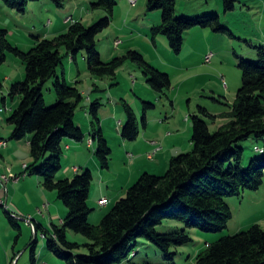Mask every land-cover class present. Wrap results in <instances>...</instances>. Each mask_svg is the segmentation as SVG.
<instances>
[{
	"label": "trees",
	"instance_id": "1",
	"mask_svg": "<svg viewBox=\"0 0 264 264\" xmlns=\"http://www.w3.org/2000/svg\"><path fill=\"white\" fill-rule=\"evenodd\" d=\"M0 1L24 14L30 3L42 0ZM238 1L223 0L225 12L235 10ZM116 6V0H98L94 7L106 10L108 15L105 18L91 27L76 22L65 33L52 39L36 37L34 47L28 52L15 47L8 40L9 31L0 27V66L7 62L9 54H14L25 63L27 72L25 81L13 84L9 91L13 102L19 100L7 120L13 126L10 140L29 142L33 164L28 165L26 172L38 176L47 190L56 191L59 200L69 210L63 222L54 225L53 240L48 241V249L67 264H133L130 259L137 255L135 250L140 238L154 244L167 260L173 261L176 253L172 249L187 245L192 239L186 231L161 234L156 230L158 225L164 220H176L189 229L222 233L233 218L226 199L239 197L246 190L258 191L264 182V157L245 167L244 150L239 146L250 139L264 140L263 52L257 61L242 60L239 64L243 84L232 109L224 115L230 122L211 133L203 117L212 115L207 109L200 108L199 115L190 116L191 152L173 157L163 176L142 174L98 226L91 224L90 216L94 211L89 206L94 180L92 171L78 173L74 179H60L58 176L63 169L64 142L82 143L86 138V133L75 123L77 109L84 100L83 93L59 78V68L65 56L76 61L78 54L85 51L89 70L100 78L115 76L130 59L143 68L153 90L162 93L171 88L170 75L148 64L136 51H129L111 62L102 60L97 49V36L111 25ZM147 9L149 12L162 11V23L152 28V35L166 36L177 54L182 51L185 34L193 28L227 32L215 14L178 18L176 0H148ZM62 49L66 51L65 56ZM54 78L57 79L58 102L47 107L43 92L45 85ZM3 89L0 82V96ZM154 108V104L145 103L144 128L148 122L147 111ZM100 109L101 104L97 102L91 107L94 119L91 137L98 142L101 167L109 169L112 149L101 128ZM125 110L127 122L122 136L126 141H135L140 134L139 121L128 104ZM257 151L264 154V149ZM37 165L40 166L36 168ZM9 222L20 230L10 215ZM69 231L83 235L89 243L82 245L69 241ZM82 247L88 253L76 254L75 251ZM31 262L37 264L35 250ZM193 264H264V228L255 224L248 231L209 244Z\"/></svg>",
	"mask_w": 264,
	"mask_h": 264
},
{
	"label": "rangeland",
	"instance_id": "2",
	"mask_svg": "<svg viewBox=\"0 0 264 264\" xmlns=\"http://www.w3.org/2000/svg\"><path fill=\"white\" fill-rule=\"evenodd\" d=\"M147 1L136 0L132 5L131 0H116L117 6L114 9L111 25L97 36V49L104 62L124 57L129 51L140 53L148 64L170 75V89L162 93L153 90L148 84L143 68L130 59L117 70L115 76L100 78L89 70L85 51L80 52L77 60L73 61L72 58L65 56L66 51L62 49L65 58L63 65L59 68V78L62 82L77 87L83 93L84 100L77 109L75 123L86 133V138L82 142L84 148L81 158H78L76 153L64 149L63 169L58 176L62 177L60 179H74L78 174L75 173V166L79 168V174L86 170L92 171L94 180L89 206L94 210L90 216V222L95 226L101 223L116 204L111 200L110 202L107 200L108 206L99 204V192L103 185L107 192L110 187L111 191H116L114 188L119 187L124 181L127 169L131 173H138L136 182L145 172L146 166H149L148 162L154 163L151 167L156 176L165 175L169 169V165L165 170L158 166L164 159L155 156L162 149L158 145L151 148L148 154L145 153L140 163L132 155L126 158L134 150L132 147L140 145L143 140L145 103L155 105L154 109L147 111L148 124L154 127L161 123L157 125V129L150 128L148 131L147 138L153 141H157L158 132L165 136L164 131L165 133L172 131L170 127L184 123L187 116L192 126L190 116L199 115L200 108L207 109L212 115L203 118L211 133H215L220 127L230 122V119L224 118V115L232 109L238 90L243 84L240 62L242 60L255 62L264 52V0H239L235 10L228 13L225 12L223 0H176L178 18H197L215 14L220 17L222 27L227 30V32L217 33L210 28H193L185 34L183 48L179 54L172 50L166 36L153 37L152 28L162 23V11L149 12ZM97 2L98 0H42L30 3L26 12L22 14L6 7L0 1V27L9 31L8 40L15 47L28 52L34 47L36 37L52 39L65 33L76 22H81L85 27H91L105 18L108 13L102 8H95L94 4ZM211 53L214 54V58L208 64L205 58ZM26 76L25 63L14 54H9L7 62L0 66V82L4 87L0 96V110L3 111L0 113L1 134H7L9 127L7 120L19 103V100L13 102L9 98L10 88L13 84L24 82ZM56 81L57 79L54 78L45 85L43 93L47 107L54 106L58 102ZM4 98H6L5 102ZM96 102L101 104L99 112L101 123L103 122L101 128L104 129V136L112 149L109 169L101 167L97 155L98 142H94L91 137L94 122L91 107ZM126 104L133 109L139 121L140 134L135 141H126L122 136L123 127L127 122ZM163 123L166 125H162ZM170 139L168 138V141ZM5 140L9 145L15 142L10 140V137H5ZM239 146L244 150L245 167H248L252 161L264 157V154L257 151V149H264V140L250 139L239 143ZM191 150L192 148L180 154L191 152ZM3 152L4 150H0V162L3 161ZM148 158L154 161H149ZM141 162H143L142 168L139 166ZM27 163L33 164L30 154ZM135 163L136 168L133 166ZM39 166L37 165L36 168ZM29 175V177L39 178L36 175ZM119 175L121 178H117ZM7 176L10 180L16 178V175L11 172ZM114 177L119 182L116 187L110 183ZM44 189L47 197L44 195L43 200H50L56 206L60 205L65 219L69 210L59 200L58 193L49 191L45 187ZM126 193L127 191L121 195L120 199L124 198ZM20 198L25 203L35 204L42 195L23 192ZM226 201L233 218L224 232L209 233L195 228H186L182 222L176 220H164L156 227L157 232L167 234L186 231L192 242L181 247H174L172 252L176 253V256L173 261H170L154 244L140 238L135 250L137 255L131 258L130 262L132 261L133 264H193L197 256L206 250L209 244L223 237L248 231L255 224L264 228V182L258 191L246 190L241 196L229 197ZM1 206L8 208L7 203ZM41 210L42 213L37 210V214L32 217L34 221L16 214L10 215L15 220L21 219L28 223L26 226L25 222H20V225L24 227V234L20 237L18 245H16V238L19 230L13 227L5 216L7 222L4 223L8 225L10 235L3 231V242L11 250L14 246H18L16 252L19 256L16 263L32 264V252L35 250L37 264H67L48 249V241L53 240L54 225L61 224V217L51 220L47 210H44V207ZM56 213L58 214V211ZM36 227H39L38 231ZM68 239L82 245L89 243L86 237L72 231L68 232ZM75 253L85 255L88 250L82 247Z\"/></svg>",
	"mask_w": 264,
	"mask_h": 264
},
{
	"label": "crops",
	"instance_id": "3",
	"mask_svg": "<svg viewBox=\"0 0 264 264\" xmlns=\"http://www.w3.org/2000/svg\"><path fill=\"white\" fill-rule=\"evenodd\" d=\"M187 118L188 116L186 117V120L184 123L175 125L174 127L169 126L170 128H172L173 132L168 131L167 133H165L164 131L165 136L161 135L158 132L156 134L157 141H153L147 138L149 134L148 131L150 130V128L157 129V125L159 126L161 125V123L160 124L158 123L157 125L152 127L147 122V126L145 128V133L143 135L142 142L140 143V145L136 147H132L134 148V150L131 152V154H128L126 158H129L130 155H132V157H134L140 163L141 157H145L144 155L145 153L148 154V152L151 151V148H155L158 145L159 147H162V149L157 154H155V156L160 157L161 159L164 158L163 161L158 164V166L160 167V169L165 170L168 167L170 160L173 156H177L183 151H188V149L192 148V141H191L192 126L189 124L190 120H187ZM102 125H103V122L101 123V127ZM162 125H166V123H163ZM102 130L104 133L103 128ZM12 132H13V126L9 124L7 134L4 135L0 133V141L5 140V137H11ZM160 132H163V131H160ZM151 138L154 139L153 136H151ZM160 138H163V140H160ZM168 138H171V139L168 141ZM161 141H163V143H161ZM65 143H66V146L64 147V149L66 151L76 153L78 155V158H81V155L83 154V148H84L83 143H78L73 140H67ZM93 146H94V143H93ZM1 150H4V152L2 155L3 161L0 162V198L5 200L4 202L5 204L7 203L8 208L6 209L0 205V242H1L0 264H14L16 263L17 258L19 256L16 252L18 246H14L13 250H11L10 248L6 247V244H4L3 242V237H4L3 231L8 234L9 233L8 231L10 230L8 225L4 223L6 221V217L9 220V215L16 214L26 219L27 218L33 219L32 217L37 214V210L38 212H41L42 211L41 208L43 209L44 207V210H47V213L51 217V220H56V218L61 217V223H62L64 220V211L60 205L56 206L50 200H46V201L43 200L44 195L45 197H47V193L44 191L45 189H44V186L42 185L41 180L39 178L36 179L34 177H29L30 176L29 172H26V170L24 169L25 164L27 166L30 164V163H27V160L29 159V154H30V144L28 141H21V142L15 141L14 143H12V145L7 144V147ZM148 160L154 161V159L151 160L149 158ZM142 163L143 162H141V165H139L141 166V168L143 167ZM153 164L154 163L148 162L149 166H146V168L144 169L145 171L144 173L146 172L150 173L152 171L151 174H153L154 169L153 167H151V165ZM133 166L134 168H136L137 167L136 163ZM74 170H75V173H79V168L77 166H75ZM9 172L16 175V178L14 180H10V182H8L7 185H4L1 180V177L3 175L7 176ZM129 172L130 171L128 169L125 170L124 181L120 183V186L117 187L118 189L114 188V190L116 191H111L110 190L111 187H110L108 188L109 191L107 192L105 189V186L103 185L99 192V201H101L102 199H107L108 201L111 200L112 203L113 202L116 203L120 199L121 195H123L125 191H127L131 187L132 183H134L138 177V173L134 174L133 172L132 173L130 172L131 173V176H130ZM59 178H62V177H59ZM117 178H121V176L119 175ZM117 178L114 177V180L110 182L115 187L119 183ZM16 179H19V180H16ZM23 192L24 193L31 192L34 194L40 193L42 195V198H38L39 201L35 204L25 203L23 202V199L20 198V194H22ZM90 198H91V194H90ZM56 211H58V214L56 213ZM16 222L20 228L19 234L16 238L17 244L15 243L16 245H18L21 240L20 237L23 236L24 234V227L20 225V222H25L26 226H28V223L21 219L20 220L17 219ZM16 264H19V262H17Z\"/></svg>",
	"mask_w": 264,
	"mask_h": 264
},
{
	"label": "built area",
	"instance_id": "4",
	"mask_svg": "<svg viewBox=\"0 0 264 264\" xmlns=\"http://www.w3.org/2000/svg\"><path fill=\"white\" fill-rule=\"evenodd\" d=\"M135 1L136 0H131V4L134 5ZM213 58H214V54H212V53L211 54H208L206 56V58H205L206 63L210 64L212 62ZM6 147H7V141L6 140H1L0 141V150L3 149V148H6ZM9 180H10L9 177H7V176H3L2 177V182L4 183V185H6ZM16 180H19V179H16ZM0 201H5V200L2 199V198H0ZM99 204L102 205V206H106L108 204V201H107V199H102L99 202ZM32 226H34V225H32Z\"/></svg>",
	"mask_w": 264,
	"mask_h": 264
},
{
	"label": "bare ground",
	"instance_id": "5",
	"mask_svg": "<svg viewBox=\"0 0 264 264\" xmlns=\"http://www.w3.org/2000/svg\"><path fill=\"white\" fill-rule=\"evenodd\" d=\"M1 112H3V111L0 110V113H1ZM90 144H91V143H90ZM27 167H28L27 165H24V169H27ZM0 204H1V205H5V202H4V201H0ZM32 228L35 229L34 226H32Z\"/></svg>",
	"mask_w": 264,
	"mask_h": 264
}]
</instances>
